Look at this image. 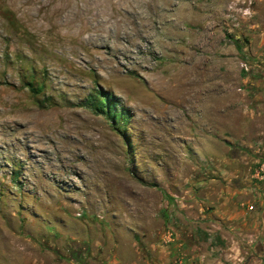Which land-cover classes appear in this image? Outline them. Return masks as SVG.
I'll return each mask as SVG.
<instances>
[{"label":"rangeland","instance_id":"374dc122","mask_svg":"<svg viewBox=\"0 0 264 264\" xmlns=\"http://www.w3.org/2000/svg\"><path fill=\"white\" fill-rule=\"evenodd\" d=\"M242 1L0 0V264L244 263L264 0Z\"/></svg>","mask_w":264,"mask_h":264},{"label":"trees","instance_id":"16d2710c","mask_svg":"<svg viewBox=\"0 0 264 264\" xmlns=\"http://www.w3.org/2000/svg\"><path fill=\"white\" fill-rule=\"evenodd\" d=\"M96 111L103 113L104 115H106L111 123L113 124H117L120 120V118L122 117V111H120L119 113H117L116 111L112 110V106H111V100H109V98L105 97L103 100L99 101V103L93 107ZM231 156L232 152L230 153ZM75 257L73 256V259Z\"/></svg>","mask_w":264,"mask_h":264},{"label":"flooded vegetation","instance_id":"af4514ba","mask_svg":"<svg viewBox=\"0 0 264 264\" xmlns=\"http://www.w3.org/2000/svg\"><path fill=\"white\" fill-rule=\"evenodd\" d=\"M262 237L263 241L254 244L252 252L248 254L243 264H251L253 261L259 264L264 263V234Z\"/></svg>","mask_w":264,"mask_h":264},{"label":"built area","instance_id":"2783aa9c","mask_svg":"<svg viewBox=\"0 0 264 264\" xmlns=\"http://www.w3.org/2000/svg\"><path fill=\"white\" fill-rule=\"evenodd\" d=\"M252 1L251 0H243L241 2V6H239V10L240 12L245 15V14H248L250 13V5H251ZM232 19H235V17H232ZM241 67L245 70V72H249L250 71V68L249 66L247 65V63L245 61H242L241 62Z\"/></svg>","mask_w":264,"mask_h":264},{"label":"crops","instance_id":"0c3cea01","mask_svg":"<svg viewBox=\"0 0 264 264\" xmlns=\"http://www.w3.org/2000/svg\"><path fill=\"white\" fill-rule=\"evenodd\" d=\"M227 203H230V200H229V199H227V200L225 201V204H227ZM235 210H236V208L233 207L232 211H230L231 213H230V212L228 213V217H230L231 215L233 216V215L236 213ZM245 211H246V213H249L247 209H246ZM226 216H227V215H226ZM242 220H243V219H242ZM242 220H241V221H242ZM241 224L243 225L244 222H241Z\"/></svg>","mask_w":264,"mask_h":264},{"label":"bare ground","instance_id":"6f19581e","mask_svg":"<svg viewBox=\"0 0 264 264\" xmlns=\"http://www.w3.org/2000/svg\"><path fill=\"white\" fill-rule=\"evenodd\" d=\"M30 17V16H29ZM67 19V18H66ZM38 20V19H37ZM85 26V25H84Z\"/></svg>","mask_w":264,"mask_h":264}]
</instances>
